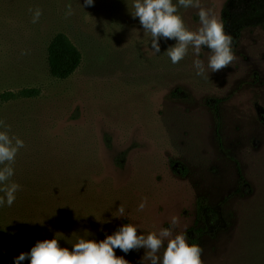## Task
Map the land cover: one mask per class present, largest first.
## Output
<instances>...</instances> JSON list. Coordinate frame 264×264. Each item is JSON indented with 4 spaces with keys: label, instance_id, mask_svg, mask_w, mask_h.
<instances>
[{
    "label": "rangeland",
    "instance_id": "1",
    "mask_svg": "<svg viewBox=\"0 0 264 264\" xmlns=\"http://www.w3.org/2000/svg\"><path fill=\"white\" fill-rule=\"evenodd\" d=\"M227 1L200 3L221 20ZM132 4L0 0V121L24 142L11 178L21 190L0 207V264L37 241L56 237L71 250L85 231L99 241L127 223L158 232L173 218L188 243L203 230L202 264H264V19L242 30L235 59L212 72L206 47L173 64L166 50L176 41L161 39L154 55ZM197 12L178 8L193 31ZM59 33L82 54L66 80L51 76L47 60ZM115 252L129 264L144 255Z\"/></svg>",
    "mask_w": 264,
    "mask_h": 264
},
{
    "label": "clouds",
    "instance_id": "2",
    "mask_svg": "<svg viewBox=\"0 0 264 264\" xmlns=\"http://www.w3.org/2000/svg\"><path fill=\"white\" fill-rule=\"evenodd\" d=\"M94 0H84V6H93ZM132 15L139 18V23L145 33L151 35L153 54L160 52L161 39L175 40L174 46H169L166 54L173 64L179 63L188 54L191 47L199 57L205 47L208 52L207 67L212 72H218L228 67L235 59L232 50V37L225 33L223 22L211 9L201 6L200 0H133ZM198 9L199 28L195 31L186 27L184 20L178 14V8ZM29 11H32L30 9ZM73 14L71 5L67 6L66 17ZM42 11L37 8L32 22L39 21ZM197 75L205 72L204 63L200 59L194 61ZM0 207H11L16 200V193L21 185L13 182V164L19 149L24 142L15 136H10V126L0 121ZM147 200L139 205L142 211ZM120 217L125 216V209L121 205L118 209ZM177 220L173 218L168 228L159 231L138 234L139 225L127 223L117 228L112 234L106 235L103 240L89 239L91 235L85 231L78 236L71 245V250L61 247L59 240L46 239L37 241L29 252L21 253L14 258V264H22L28 260L30 264H129L123 256H117L119 249L126 255L131 251L144 250L140 264H202V249L196 244L188 243L185 232L176 231Z\"/></svg>",
    "mask_w": 264,
    "mask_h": 264
},
{
    "label": "trees",
    "instance_id": "3",
    "mask_svg": "<svg viewBox=\"0 0 264 264\" xmlns=\"http://www.w3.org/2000/svg\"><path fill=\"white\" fill-rule=\"evenodd\" d=\"M263 19L264 0H228L221 15L224 31L232 37V47L237 44L243 29L262 23ZM47 52L49 72L55 79L66 80L81 66L82 54L80 50L63 33L53 37ZM20 94L24 97H30L36 95L37 91L24 90ZM241 179H244L243 176H241ZM211 210L207 206H202L199 209L200 217L207 218ZM193 233L194 236H189V244L198 245L204 232L201 228H198L194 229Z\"/></svg>",
    "mask_w": 264,
    "mask_h": 264
},
{
    "label": "flooded vegetation",
    "instance_id": "4",
    "mask_svg": "<svg viewBox=\"0 0 264 264\" xmlns=\"http://www.w3.org/2000/svg\"><path fill=\"white\" fill-rule=\"evenodd\" d=\"M212 213H213V211H211V212L208 213V216H207L208 217V220L212 217V215H211Z\"/></svg>",
    "mask_w": 264,
    "mask_h": 264
}]
</instances>
